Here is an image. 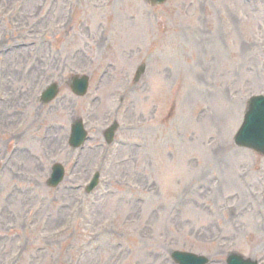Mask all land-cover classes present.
<instances>
[{
    "label": "rangeland",
    "instance_id": "374dc122",
    "mask_svg": "<svg viewBox=\"0 0 264 264\" xmlns=\"http://www.w3.org/2000/svg\"><path fill=\"white\" fill-rule=\"evenodd\" d=\"M199 1L169 0L147 19L146 0H0V264H175L174 249L210 264L230 251L264 260V158L233 144L247 98L264 93V7ZM23 41L34 43L6 49ZM131 49L156 51L134 92L124 87L141 60L126 63ZM101 70L110 75L98 108L64 89L40 102L51 81L86 73L96 82ZM116 108L127 146L102 164L106 114ZM55 114L65 128L49 145ZM76 114L94 137L80 151L65 142ZM228 145L233 152L222 151ZM56 161L67 176L51 188ZM97 169L101 184L86 194Z\"/></svg>",
    "mask_w": 264,
    "mask_h": 264
},
{
    "label": "water",
    "instance_id": "95a60500",
    "mask_svg": "<svg viewBox=\"0 0 264 264\" xmlns=\"http://www.w3.org/2000/svg\"><path fill=\"white\" fill-rule=\"evenodd\" d=\"M260 110L264 111V97L263 96L252 97L249 101V106H248V109L246 111L245 124L241 128V132L239 131V133L236 135V140L240 144L249 145L251 147H254V148L259 149V150L264 152V146L261 148V146H258L260 144L255 143L254 141H250L249 144H247L246 142H240L239 141V139L242 137V134L244 133V129L246 128V124L251 123V120H253L255 118H258V119L261 118L262 114H261ZM173 255L175 258H179L181 261H187L190 263V261L193 260V257L186 255V254H182L180 252H174ZM195 260H199V259H195Z\"/></svg>",
    "mask_w": 264,
    "mask_h": 264
},
{
    "label": "bare ground",
    "instance_id": "6f19581e",
    "mask_svg": "<svg viewBox=\"0 0 264 264\" xmlns=\"http://www.w3.org/2000/svg\"><path fill=\"white\" fill-rule=\"evenodd\" d=\"M79 55L78 54H76L75 55V59L76 60H78L79 59ZM106 77V76H105ZM207 93H205V95H206ZM99 106V105H98ZM209 113H210V110H208L207 111V113L205 112L204 114H203V116L204 117H207V114L209 115ZM210 119V122L212 123V116L209 118ZM52 121L56 124V126L58 125V121L55 119V118H53L52 119ZM226 125V124H225ZM59 135H60V132H55L54 133V136L50 139V141H49V145H52V144H55V142H56V140H58V138H59ZM49 137V136H48Z\"/></svg>",
    "mask_w": 264,
    "mask_h": 264
}]
</instances>
